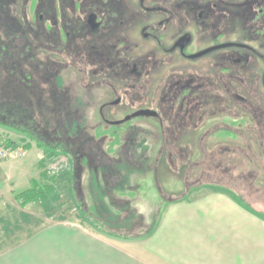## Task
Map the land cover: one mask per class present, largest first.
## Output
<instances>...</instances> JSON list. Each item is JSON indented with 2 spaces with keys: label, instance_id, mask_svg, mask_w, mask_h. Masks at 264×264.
I'll return each mask as SVG.
<instances>
[{
  "label": "flooded vegetation",
  "instance_id": "flooded-vegetation-1",
  "mask_svg": "<svg viewBox=\"0 0 264 264\" xmlns=\"http://www.w3.org/2000/svg\"><path fill=\"white\" fill-rule=\"evenodd\" d=\"M11 19L15 51L41 53L32 58L50 73L46 100L67 110L76 137L87 122L73 115L86 119L73 111L75 82L94 94L92 128L112 139L123 132L129 150L135 134L152 129L170 152H234L242 146L206 140L234 130L243 115L264 136V0H24ZM196 165L212 171L194 182L241 179L222 161Z\"/></svg>",
  "mask_w": 264,
  "mask_h": 264
},
{
  "label": "rangeland",
  "instance_id": "rangeland-1",
  "mask_svg": "<svg viewBox=\"0 0 264 264\" xmlns=\"http://www.w3.org/2000/svg\"><path fill=\"white\" fill-rule=\"evenodd\" d=\"M4 2L9 8L7 12L2 7ZM23 8L24 0H0V41L2 42L0 43L2 46L0 47V135L8 140H14L18 143L17 146L25 148L27 153L24 157L11 159L12 163H7V167L0 170V188H3L1 191H4L5 197L10 198L12 192L15 191L17 194L26 190L31 185L32 178L43 186L46 183L50 184L51 179L41 175L42 173H45V176L50 175L46 169L48 167L46 161L49 159L46 150L48 146L58 142L55 140L58 136L65 141L58 144V149L62 151L61 155L63 154L64 158L70 161L68 170L72 194L73 196L75 193L78 194L73 197L69 192L70 182L63 177L65 175L63 170L55 184V193L48 194L42 203L31 204L25 209L33 213L31 220L33 228L61 216L77 220L79 214L84 217L81 213L82 208L88 209L92 219L97 220L98 223L104 224L103 221L106 220H117L124 222L131 231L137 230L140 214L146 212L148 216H145V221L151 228L163 211L166 195L192 196L195 186L189 185L195 182L191 179L206 169L212 171L208 167H198L196 162L199 161L209 162L211 165L220 161L225 165L230 164L234 176L240 175L241 179L232 181V175H230L231 177L224 181H232L229 184L241 193H254L252 197L258 198L255 199L256 204L259 203L258 208L264 210V136L255 129L254 121L250 116L243 115L238 122H235L234 130L222 131L223 133L206 140L207 143H212V138L223 139L227 143H232V146L234 144L242 146L234 152L208 150V153L204 155L202 149L196 146L189 147L186 152L178 150L170 152L162 146L161 133L152 129L135 134L134 145L129 150L127 145H123L127 140L123 132L112 139L111 133L102 136L101 131L97 133L92 128L93 124L99 121L94 94L87 89L79 88L75 82L72 86L74 88L71 87L76 95L72 101L73 111L79 107L83 114L82 118L86 119H80V115L76 116L77 114L73 115L77 123L87 122V128L82 135L76 137V132L69 127L72 120L67 116V110L52 109L55 104L46 100L49 72L44 71L43 61L32 58L40 57L41 53L38 54L37 49L33 47L29 51H21L23 52L21 55L20 51H15V46L11 42L14 34L12 27L15 26L11 18H19ZM38 64L39 67L36 66ZM37 97L46 100V104L41 103L42 100L41 104L36 102L34 98ZM38 110L45 114L44 117H39L40 114H37L34 118L35 114L26 113V111ZM30 122L37 123L34 131V134L38 135L37 138L31 136L28 138L22 131L12 127ZM152 126L151 122L147 127ZM197 139L193 140L196 142ZM28 142L32 145H28ZM43 156L45 158L41 160ZM76 166L81 168L74 181ZM64 167H67L66 163ZM114 173H118L115 175L120 177L119 182H116ZM75 182L77 185L74 188ZM202 182L216 183L218 178H205L199 183L203 184ZM11 200L17 203L12 197ZM154 200L159 203L160 209L154 204ZM45 205L49 207L46 208ZM1 212L2 214L7 212L4 203ZM6 222H0V227L5 226L2 234L6 231L7 234L10 233ZM86 223L91 224V222Z\"/></svg>",
  "mask_w": 264,
  "mask_h": 264
},
{
  "label": "crops",
  "instance_id": "crops-1",
  "mask_svg": "<svg viewBox=\"0 0 264 264\" xmlns=\"http://www.w3.org/2000/svg\"><path fill=\"white\" fill-rule=\"evenodd\" d=\"M10 162L0 160V170ZM63 177L71 183L70 171ZM202 183H188L195 186L192 196L166 195L151 228L146 212L135 231L121 221H103L119 237L86 223L81 214L77 220L61 216L33 228V213L25 209L39 202L23 206L14 191V203L1 187L0 222L7 221L10 233L2 234L5 226L0 227V264H264V210L258 198L237 191L232 181ZM3 203L7 212L2 214Z\"/></svg>",
  "mask_w": 264,
  "mask_h": 264
},
{
  "label": "trees",
  "instance_id": "trees-1",
  "mask_svg": "<svg viewBox=\"0 0 264 264\" xmlns=\"http://www.w3.org/2000/svg\"><path fill=\"white\" fill-rule=\"evenodd\" d=\"M4 5H6L5 2H4ZM4 5H2V7H4ZM0 47H2V46H0ZM5 124H7V123H5ZM7 125L8 126H11L9 124H7ZM31 125H33V126L27 127V125H24V124L21 123L19 125H13L12 127H16V129L22 131L24 134L27 135L28 138H30V136L33 137V138H37L38 135H35L34 134V130L37 128L36 127L37 126V123H33L32 122ZM31 129H33V130H31ZM9 144L10 145H14V146L17 145V143L14 140H9ZM27 144L29 145L30 143H27ZM44 146L47 147L46 145H44ZM46 152H48L47 155L49 156V158H51L53 156H56V155L61 154L62 151H60L58 149V143L55 142V144H53L52 146H48L47 147ZM45 177H47L48 179L49 178L51 179V180L49 179L51 181V182L49 181L50 184L46 183L43 186L38 181H33V183H32V185H31L30 188H28V189H26L24 191H21L18 194V197L21 199V203L23 204V206H25L26 204H29L31 202H39V203H42L43 200H45V198H46V196L48 194L55 193V190H56L55 184H56L57 179L59 178V176H48L46 174ZM71 186L72 185L70 183V187L69 188H70V193L72 194ZM76 195H77L76 193H75L74 196L72 194L73 197H76ZM81 213H83V215L85 216V218L88 219L95 228L101 229L104 233H106L108 235H113V236H117V237L122 236L119 233L110 231L108 229V227L105 226L103 223H98L97 220L92 219L91 218V215L89 214L90 211L86 210L85 208H82Z\"/></svg>",
  "mask_w": 264,
  "mask_h": 264
},
{
  "label": "built area",
  "instance_id": "built-area-1",
  "mask_svg": "<svg viewBox=\"0 0 264 264\" xmlns=\"http://www.w3.org/2000/svg\"><path fill=\"white\" fill-rule=\"evenodd\" d=\"M26 154L27 153L25 149L15 148L13 146H10L7 140L2 135H0V160L1 159H17V158L26 156ZM56 158H57L56 160L52 161L48 165V171L49 173L53 175L59 174L64 168V163H66L67 161L64 158V156H58Z\"/></svg>",
  "mask_w": 264,
  "mask_h": 264
},
{
  "label": "water",
  "instance_id": "water-1",
  "mask_svg": "<svg viewBox=\"0 0 264 264\" xmlns=\"http://www.w3.org/2000/svg\"><path fill=\"white\" fill-rule=\"evenodd\" d=\"M79 165V163H77ZM79 168H81V166H76V172L74 173V176H75V181H76V177H78L79 175ZM81 171V170H80ZM77 185V182L74 183V188L75 186ZM78 195V194H77Z\"/></svg>",
  "mask_w": 264,
  "mask_h": 264
}]
</instances>
